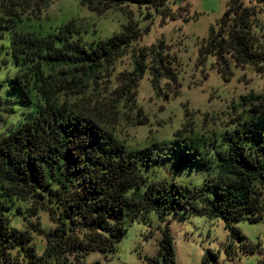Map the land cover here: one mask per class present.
<instances>
[{
	"label": "trees",
	"instance_id": "1",
	"mask_svg": "<svg viewBox=\"0 0 264 264\" xmlns=\"http://www.w3.org/2000/svg\"><path fill=\"white\" fill-rule=\"evenodd\" d=\"M49 1L0 0V67L7 91H15L26 107L6 123L0 94V264H98L85 256L114 249L125 227L150 212L160 222L168 212L220 218L230 238L240 236L230 221L264 218V96L241 95L233 109L247 107L217 133L198 135L183 123L168 146L153 141L128 147L111 113L104 112L107 94L133 101L145 73L157 93L178 91L176 54L162 39L139 46L149 25L141 28L130 19L90 46L75 35L74 21L46 33L19 30ZM81 3L97 14L111 8L125 12L132 3L151 6L162 22L177 14L169 0ZM262 11L264 0H228L217 28L199 42L197 60L211 56L222 78L232 66L247 64L264 76ZM127 54L131 70L116 74L114 87L100 85L113 82L114 66ZM168 165L203 176L177 181L159 172ZM13 210L23 215L24 228L10 225ZM40 211L52 227L40 226ZM159 230L158 250L149 262L174 264L168 223ZM33 232L44 238L40 254Z\"/></svg>",
	"mask_w": 264,
	"mask_h": 264
},
{
	"label": "rangeland",
	"instance_id": "2",
	"mask_svg": "<svg viewBox=\"0 0 264 264\" xmlns=\"http://www.w3.org/2000/svg\"><path fill=\"white\" fill-rule=\"evenodd\" d=\"M227 1L169 0L171 11L177 14L162 22V16L151 6L136 3L126 5L125 12L111 8L97 14L81 0H51L39 10L31 12L32 16L19 25V30L46 33L74 21L78 28L75 35L81 36L82 42L90 46L96 39L119 31L129 19L137 22L141 28L148 24L149 29L143 33L138 45L147 46L160 39L169 45L180 64L178 91L161 89L157 93L150 84L149 74L145 73L138 82L133 101L124 102L117 94L112 95L115 92L109 93L104 112L111 113V121L120 131V136L127 140L128 147H142L153 141L164 142L168 146L172 143L174 131L183 123L198 135L206 136L211 131L217 133L229 126L230 118L236 116L238 111L247 107L243 104L233 109V105L241 101V95L252 93L253 96H264V76L251 65L232 66L231 74L222 78L212 67L211 56L202 63L197 60L199 42L209 35L211 29L217 28ZM149 13L151 15L148 16ZM33 14L38 17L35 18ZM259 16L264 21V11ZM8 68L12 69L10 64ZM131 68L132 56H122L112 71L113 82H102L100 85L116 86L120 79L116 74L128 72ZM3 76L4 65L0 67V94L2 107H7L4 111L7 123L21 117L26 107L15 91H7ZM139 120L144 123H138ZM162 171L177 181L200 180L203 176L202 171H198L201 175L194 169L176 171L171 165L159 172ZM8 215L11 226L17 229L25 227L23 215L15 210ZM37 218L42 228L53 226L46 212L40 211ZM37 218L29 217L32 221ZM164 222L168 223L172 237L174 264H264V218L230 221V227L240 233V236L230 238L229 229L220 218L172 212L165 214L163 222L154 212L148 213L145 220L131 222L116 240L114 249L104 253L93 250L84 259L87 262L97 261L98 264H150L149 259L155 257L158 250L159 228ZM32 236L36 252L40 254L44 238L37 232H33Z\"/></svg>",
	"mask_w": 264,
	"mask_h": 264
}]
</instances>
